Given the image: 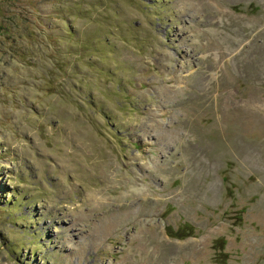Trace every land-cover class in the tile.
<instances>
[{
    "label": "rangeland",
    "instance_id": "374dc122",
    "mask_svg": "<svg viewBox=\"0 0 264 264\" xmlns=\"http://www.w3.org/2000/svg\"><path fill=\"white\" fill-rule=\"evenodd\" d=\"M0 264H264V0H0Z\"/></svg>",
    "mask_w": 264,
    "mask_h": 264
}]
</instances>
